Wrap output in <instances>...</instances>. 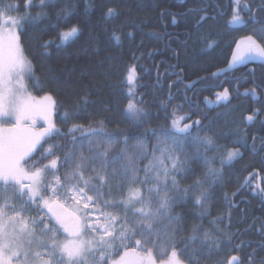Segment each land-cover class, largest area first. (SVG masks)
Listing matches in <instances>:
<instances>
[{"label": "snow or ice", "instance_id": "6c2138e0", "mask_svg": "<svg viewBox=\"0 0 264 264\" xmlns=\"http://www.w3.org/2000/svg\"><path fill=\"white\" fill-rule=\"evenodd\" d=\"M50 6L53 0L38 4L23 0L22 8L19 0H0V264H264V256L257 261L258 249L264 250V220L257 228L261 241L252 247V242L241 238L242 232L230 230V223L221 227V216L211 221L214 231L193 224L185 232L184 216L177 211L191 198L200 217L209 215L213 189L225 182L226 168L243 159L241 148L249 147L247 127L264 117V103L239 123L231 122L229 132H209V126L193 119L194 113L185 111L183 103L172 104V82L167 95L157 98L163 122L152 126L160 114L150 111L146 93L141 91L146 87L138 70L141 57L133 52L120 80L125 100L121 115L144 132L130 135L117 124L116 131L109 133L104 119L81 122V106L89 104L87 93L64 111L60 119L67 129L62 131L53 119L57 109L53 95L37 98L28 91L26 80L33 81V87L42 83L21 43L28 27L36 28L49 19ZM93 6L85 0L86 13ZM105 7L104 20L119 17L116 7ZM231 7L226 26L246 34L235 42L228 65L212 72L211 78L250 62L264 67V0L259 4L231 0ZM34 8L39 9L35 15ZM74 9L65 0L56 13V25L51 26L56 28L55 37L40 40L42 56H50V49L66 46L82 34L83 26L73 20ZM189 11L198 13L197 27L216 18L206 8ZM172 23H176L174 14ZM123 27L111 29L109 39L116 45L134 39V33H125ZM201 39L207 48L215 43L210 36ZM249 74L252 86L242 95L260 102L264 76L257 83L255 69ZM234 79L238 93L240 80L248 77ZM208 80L206 76L184 85V101L190 108L198 109L200 102L190 100L187 92ZM222 83L211 86L215 89ZM156 84H160L159 75ZM231 97L232 91L223 87L215 92L214 101L205 97L203 102L226 107ZM37 119L44 122L39 128ZM221 136L235 139L231 146L221 145ZM57 138L67 143H49ZM251 139L253 155L264 152V136L254 134ZM131 141L135 144L130 150ZM117 145L120 149L114 151ZM189 148L194 149L191 155ZM201 160L205 171L197 175L191 165ZM217 160L219 167L214 165ZM257 175L250 172L242 186L251 185ZM189 177L191 184L182 186L181 180ZM254 190L264 195L259 183ZM245 247L251 251L242 255Z\"/></svg>", "mask_w": 264, "mask_h": 264}, {"label": "trees", "instance_id": "16d2710c", "mask_svg": "<svg viewBox=\"0 0 264 264\" xmlns=\"http://www.w3.org/2000/svg\"><path fill=\"white\" fill-rule=\"evenodd\" d=\"M213 1L218 3L222 11L229 3V0H89L94 6L86 13L85 0H70L76 12L73 20L81 23L83 32L79 38L66 46L53 47L50 49L51 55L45 57L41 55L40 40L55 37L56 28L51 26L56 25V13L65 4V0H53L54 6L47 9L49 19L36 28L28 27L26 34L21 36L25 55L34 63L36 76L42 83L41 87H33V81H29V89L36 96L53 95L57 101L55 116L62 131L67 129V125L60 119L64 111L72 108L78 97L87 93L89 104L86 107L81 106L82 110L79 113L81 122L87 124L90 120L104 119L106 131L109 133H114L118 124L119 129L125 133L141 134L145 130L143 127H135L121 115L125 100L120 80L124 64L131 62L130 55L134 52L136 56L141 57L138 61V70L143 76L142 83L146 85L141 91L146 93L150 111L154 115L160 114L159 120H152V126L163 122V110L159 108L157 98L166 96L168 84L175 82L172 89L175 99L172 104L183 103L185 111L194 113L193 119L200 118L209 126V132H229L232 127L231 122L239 123L244 116L243 113L250 111L249 102L246 100L241 104L237 102L239 99L233 98L226 107L223 105L210 107L203 102L204 98L215 100V97H212L204 87L215 83V79L211 78L210 74L228 65L236 37L246 33L244 30L227 27L228 17L223 19L220 16L200 27H197V19L190 20L191 17H198V14L191 13L190 9L202 8L206 3L213 6ZM7 2L15 3L16 0H7ZM19 2L22 8L23 0ZM35 3L38 4L39 0H35ZM254 3H260V0H254ZM105 6L116 7L120 13L119 17L104 20L102 12L106 10ZM214 8L215 13L221 11ZM38 10L34 8L32 14L35 15ZM161 10H164L163 15ZM173 14L176 17L175 24L172 23ZM12 15L17 13L13 12ZM121 24L125 33L128 31L134 33V39L131 41L124 39L121 45H116L109 37L111 29ZM58 27L63 28L64 25L60 24ZM205 36H210L215 41L212 48H207L201 39ZM250 65L255 69L256 76L264 75V67L259 63ZM249 70L248 67H239L227 74L250 75ZM158 75L159 85L156 84ZM206 76L209 77L207 82L200 83L195 89L187 92L190 100L200 102L198 109L190 108L184 101V85ZM241 83L242 81L239 82V87ZM222 89L218 88L214 91H222ZM260 103L263 102L255 101L252 109L260 106ZM262 119L264 117L247 127L249 147L241 148L244 153L243 159L234 163L233 167L226 168L225 182L213 189L209 215L200 217L191 198L177 208V211L184 216L182 227L185 232L193 224L214 231L210 220L221 216L224 218L221 227L230 223V230L242 232L241 238L252 242V247L261 241L257 228L261 220H264V195L253 187L247 186L243 189L241 187L250 172L258 171L259 177H264V152L253 155L250 147L252 135L264 136ZM226 122L228 127H225ZM234 139L235 137L228 136L225 140V137L221 136L219 143L231 146ZM53 142L67 143L59 138L49 141V143ZM149 143L152 144L154 141L150 140ZM134 144L135 141L130 142V150ZM259 147L257 142V149ZM119 149L120 145H117L114 151ZM193 151V148H189V155ZM218 164L219 162L215 165ZM191 167L197 175L205 171L202 160L192 163ZM191 182L189 177L181 180V185L187 186ZM261 186L264 187V178L261 179ZM249 251L251 248L245 247L241 254L244 255ZM258 253L257 261L259 256H264V250L258 249Z\"/></svg>", "mask_w": 264, "mask_h": 264}, {"label": "flooded vegetation", "instance_id": "af4514ba", "mask_svg": "<svg viewBox=\"0 0 264 264\" xmlns=\"http://www.w3.org/2000/svg\"><path fill=\"white\" fill-rule=\"evenodd\" d=\"M212 5H210L209 3H206V6H204V7H202V8H206L207 10L211 7ZM214 7H219V5H218V3L215 1V5H214ZM192 9H198V8H192ZM221 10V9H220ZM222 11V10H221ZM221 11H219V13H221ZM231 11H232V7H231V0H229V3L226 5V9L224 10V11H222V13H223V15H220L219 13H215V11H213V12H211L210 10H208V13L210 14V16H215L216 18L214 19V20H216V19H218L220 16L224 19V18H229V16H230V14H231ZM191 13H193V11H191ZM245 35V34H244ZM243 35H241V36H237L236 37V39H235V41H234V49H233V51L235 50V42L236 41H238L241 37H242ZM231 60V59H230ZM254 63H259V62H250V63H248L247 65H242V66H240V67H248L249 69H253V67L250 65V64H254ZM241 75H244V76H247L248 77V79L247 80H240V81H242V83L240 84V87H239V92L237 93L236 91H235V89H236V81H235V79H234V76L235 75H232V74H221L218 78H214L215 79V83L216 84H220V82H223L222 83V86L221 87H217V88H215V89H218V88H223V87H228L229 89H230V91H232V97H231V99H239L237 102H239V103H243L244 101H248L249 102V105H250V111L252 110V107H253V105H254V100H252V98L251 97H245V96H243L242 95V93H243V91H244V89L246 88V87H251L252 86V78H251V76L250 75H248V74H245V73H241L240 75H236V76H241ZM262 76H264V75H262ZM262 76H256V82L257 83H259L260 82V78L262 77ZM212 84H209V86H206V87H204V88H206V90H208L211 94H212V97H215V92L216 91H214V88L211 86ZM209 100H211V99H209ZM214 101V100H213ZM262 102L264 103V100H262ZM212 107H213V105H212ZM250 111H246L245 113L247 114V113H249ZM262 121H264V119H262ZM257 142H259V140H257ZM254 180H253V184H254ZM257 183H259L260 184V179H258L257 180ZM252 184V185H253Z\"/></svg>", "mask_w": 264, "mask_h": 264}, {"label": "rangeland", "instance_id": "374dc122", "mask_svg": "<svg viewBox=\"0 0 264 264\" xmlns=\"http://www.w3.org/2000/svg\"><path fill=\"white\" fill-rule=\"evenodd\" d=\"M25 83H26L27 86H28V91L32 94V92H31L30 89H29V80H26ZM32 95L35 96V97H37V98L42 97V96H36V95H34V94H32ZM53 119L56 121L57 126H59V123H58V121L56 120L55 113H54V115H53ZM43 123H44V122H43L42 120L37 119V128H39V126L42 125ZM208 155H209V156H212L213 153H212V152H209ZM217 162H218V160H217V161H214V165H215ZM215 166H216V167H219V164H218V165H215ZM213 220H214V219H213ZM211 221H212V220H210V222H211ZM212 226H213V225H212ZM213 227H214V226H213Z\"/></svg>", "mask_w": 264, "mask_h": 264}, {"label": "bare ground", "instance_id": "6f19581e", "mask_svg": "<svg viewBox=\"0 0 264 264\" xmlns=\"http://www.w3.org/2000/svg\"><path fill=\"white\" fill-rule=\"evenodd\" d=\"M212 4H214V5H215V1H213V2H212ZM258 4H259V3H258ZM214 5H213V6H211V7H210L208 10H210L211 12H213V11H214V9H215V8H214ZM213 8H214V9H213ZM216 8H217V10H218V9H220V7H216ZM193 13H196V14H198L197 12H193ZM196 19H197L196 17H191V19H190V20H191V21H195ZM243 114H244V115H246V113H243ZM224 137H225V140H226L228 136H227V137H226V136H224ZM229 138H230V137H229ZM245 199H247V198H245Z\"/></svg>", "mask_w": 264, "mask_h": 264}]
</instances>
